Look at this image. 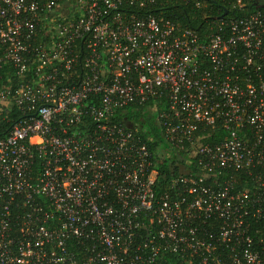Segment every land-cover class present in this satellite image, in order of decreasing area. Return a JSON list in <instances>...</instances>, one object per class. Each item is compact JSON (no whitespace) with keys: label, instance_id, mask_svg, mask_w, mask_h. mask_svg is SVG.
<instances>
[{"label":"built area","instance_id":"1","mask_svg":"<svg viewBox=\"0 0 264 264\" xmlns=\"http://www.w3.org/2000/svg\"><path fill=\"white\" fill-rule=\"evenodd\" d=\"M157 2L0 0V264H264V10L202 40Z\"/></svg>","mask_w":264,"mask_h":264},{"label":"trees","instance_id":"2","mask_svg":"<svg viewBox=\"0 0 264 264\" xmlns=\"http://www.w3.org/2000/svg\"><path fill=\"white\" fill-rule=\"evenodd\" d=\"M197 1L201 2V6H197ZM256 10H264V0H247L242 8L236 7L233 3L224 2L223 0H158L156 5L144 10L143 13H152L158 17H163L176 24H180L182 27L189 28L203 40L212 32L211 27L218 22L226 11H228V14L225 16V19H229L247 16ZM155 103H158L159 112L168 109L169 101L164 93L157 99L151 97L146 102V105L140 111H137L136 114L132 113L130 109L129 117L132 123L140 124L139 128L134 129V132L143 137L157 158L158 149L166 144L161 135V130L156 123L158 116L148 117L146 115L149 111L148 108L153 107ZM144 115L147 118L141 121ZM226 135L227 133L223 131L210 132L211 139L213 138V140H218L220 136L225 137ZM178 163L182 162H179L177 157L173 159L165 157L158 163V169L161 172V178H159L161 191L169 190L171 177L173 174L177 175L179 173L180 166Z\"/></svg>","mask_w":264,"mask_h":264},{"label":"rangeland","instance_id":"3","mask_svg":"<svg viewBox=\"0 0 264 264\" xmlns=\"http://www.w3.org/2000/svg\"><path fill=\"white\" fill-rule=\"evenodd\" d=\"M153 114H154V109H153V108L150 109V110L148 111V113H146V115H147L148 117H152ZM146 115H144V117L141 118V121H144V120L147 118ZM133 127H134V128H139V127H140V124H139V123H138V124H134ZM162 156H163V153H162Z\"/></svg>","mask_w":264,"mask_h":264},{"label":"water","instance_id":"4","mask_svg":"<svg viewBox=\"0 0 264 264\" xmlns=\"http://www.w3.org/2000/svg\"><path fill=\"white\" fill-rule=\"evenodd\" d=\"M227 14H228V11H226L225 14L221 16V18H224Z\"/></svg>","mask_w":264,"mask_h":264}]
</instances>
